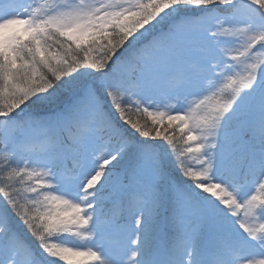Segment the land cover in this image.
<instances>
[{
	"label": "snow or ice",
	"instance_id": "obj_1",
	"mask_svg": "<svg viewBox=\"0 0 264 264\" xmlns=\"http://www.w3.org/2000/svg\"><path fill=\"white\" fill-rule=\"evenodd\" d=\"M0 264H264V0H0Z\"/></svg>",
	"mask_w": 264,
	"mask_h": 264
},
{
	"label": "trees",
	"instance_id": "obj_2",
	"mask_svg": "<svg viewBox=\"0 0 264 264\" xmlns=\"http://www.w3.org/2000/svg\"><path fill=\"white\" fill-rule=\"evenodd\" d=\"M177 135H179V133H177ZM190 163L193 164V166H195V160H191Z\"/></svg>",
	"mask_w": 264,
	"mask_h": 264
}]
</instances>
